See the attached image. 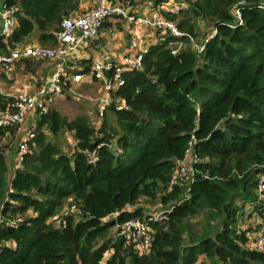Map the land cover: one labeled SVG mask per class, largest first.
Instances as JSON below:
<instances>
[{
	"label": "trees",
	"instance_id": "trees-1",
	"mask_svg": "<svg viewBox=\"0 0 264 264\" xmlns=\"http://www.w3.org/2000/svg\"><path fill=\"white\" fill-rule=\"evenodd\" d=\"M78 1L3 0L16 26L1 37L0 54L22 47L35 29L39 46L55 48ZM183 2L161 10L183 35L157 30L161 40L147 47L139 69L122 72L102 114L69 119L48 107L36 115L19 163L7 154L20 126L0 129V264H197L201 256L212 264H264V251L248 246L264 165V0ZM199 22L216 33L196 54L186 34L202 37ZM39 64L55 67L48 58H21L0 65V79L15 66L35 74ZM10 99L0 91V110ZM188 154L187 177L171 184ZM140 199L157 201L158 216H144ZM204 212L221 228L213 233L207 220L194 229L191 220ZM132 217L153 230L148 249L126 245L116 229L111 235Z\"/></svg>",
	"mask_w": 264,
	"mask_h": 264
},
{
	"label": "built area",
	"instance_id": "built-area-1",
	"mask_svg": "<svg viewBox=\"0 0 264 264\" xmlns=\"http://www.w3.org/2000/svg\"><path fill=\"white\" fill-rule=\"evenodd\" d=\"M2 2L3 0H0V37L6 38L15 28L16 19L14 16L15 10L6 7ZM124 6V4L119 3V0H98L97 5L91 10L69 14L62 20L55 48L24 46L12 50L8 54H0V65L11 64L21 58H48L55 61L56 66L54 72L46 79H43L36 90L31 91L30 87H23L16 94L8 95L11 98L9 103L4 110H0V129L14 124L19 125L21 128L26 114L30 111H36V115L46 112L50 96L78 95L73 91V88L76 86V83L82 82L83 75L86 74L78 71L69 74V53L78 49L82 44L89 43L92 38H95L99 34L100 24L105 19L121 16L123 20H130L147 28L161 30L163 34L168 32L174 36L183 35L175 28L173 23L166 20L161 14V10L175 11L183 7L184 3L181 0H175L171 4L161 3L157 7V11L152 12L150 18L132 15ZM233 15L237 18L238 22L241 21L237 8L233 10ZM215 33L216 31L210 28L209 32L202 38H195L188 34L186 36L193 51L196 54H200L204 51L205 43ZM176 45V48L172 50V54L177 53L180 47H182V42ZM131 46L135 49V52L133 54H126L119 64H113L110 61H104L99 58H94L91 63L89 68L90 76L97 78L102 83L103 96L100 98L97 106L99 114H102L106 105L111 102L110 91L122 84V72L139 69L141 66L142 55L146 52L147 47L142 46L139 37L131 39ZM109 71H113L111 77L107 76ZM34 125L35 122L25 130L19 140L17 145L18 154H15L17 163L21 161L23 155L27 152L28 143L34 137ZM191 163L192 160H190ZM179 167V170L170 181L171 184H175L179 180L182 181L188 175L185 166L179 165ZM252 204L253 207H257V210L262 213L263 223L256 229L254 238H249L248 246L258 251H264V165L260 167V171L255 178L254 202ZM74 210L75 207L72 205L69 211L73 212ZM115 228L117 230L116 236L124 239L126 245L141 244L144 249L150 247L153 230L146 219L132 217L123 222V224L116 225Z\"/></svg>",
	"mask_w": 264,
	"mask_h": 264
},
{
	"label": "crops",
	"instance_id": "crops-1",
	"mask_svg": "<svg viewBox=\"0 0 264 264\" xmlns=\"http://www.w3.org/2000/svg\"><path fill=\"white\" fill-rule=\"evenodd\" d=\"M173 2L174 0H166L162 3L171 4ZM97 3L98 0H79L77 7L74 11L70 12V14L91 10L97 5ZM119 3L124 4V7L130 14L138 17L150 18L152 12H156L158 9L157 6H155V4L153 3V0H119ZM16 9L21 10L19 5L16 6ZM103 22L101 28H99V34L95 38H92L89 43H84L79 46L78 49L69 53V74H72L77 70H79L80 72L81 69L85 68L86 66L90 68L94 58H99L104 61H110L113 64L121 63L123 57L126 54H133L135 52V49L131 46L132 38L139 37V40L144 47H148L151 44H155L159 40H161V37L157 33V30H154L153 28H147L130 20H123L121 16H113L108 18L107 24H103ZM38 33L39 31L35 29L31 34L25 37L22 42V47L39 46V43L37 41ZM53 62L55 63V61ZM83 64L85 66H82ZM55 67L48 66L44 69L41 68V70L38 69L35 74L25 73L22 71V68H12L10 70V73L7 74L9 78L6 80H1L2 84L0 87L3 88H0V91L5 92L8 95H12L10 93L16 94L23 87H30V90H36L41 84V81L43 79H46L50 74L54 72ZM89 71L86 75H83L82 82L76 83L75 85L85 92H97L98 85L102 87V83L97 78L90 76ZM7 81H11L12 83H8ZM102 96L103 93L101 94V97ZM98 104L96 102L94 106H96L97 108ZM26 118L27 121H29L31 118L34 119L36 118V113L35 115L29 113ZM15 150L11 149L8 153L11 161L15 156ZM179 165L191 168L189 154L182 161H179ZM191 174L192 173H190V176ZM202 257L203 256H201L197 264L202 262ZM202 263L212 264V261H210V263Z\"/></svg>",
	"mask_w": 264,
	"mask_h": 264
},
{
	"label": "rangeland",
	"instance_id": "rangeland-1",
	"mask_svg": "<svg viewBox=\"0 0 264 264\" xmlns=\"http://www.w3.org/2000/svg\"><path fill=\"white\" fill-rule=\"evenodd\" d=\"M174 2H175V0H174ZM209 29L210 28L207 25L199 22L198 31L199 32H203L202 37L209 32L208 31ZM58 64H60V63H58ZM15 67L17 69V66H15ZM39 69L41 70V64H39ZM8 78L9 77L0 79V86L2 84L1 80H6ZM7 82L8 83H12L11 81H7ZM5 87H6V85H5ZM0 88L2 89L3 87H0ZM73 91L76 92L78 95L70 96L71 98H69V97L66 98L64 95H61V96H50V102H49V104H47V106L48 107L53 106L54 108H57L58 111L61 114L67 116L69 119L74 118L77 114H80V113H84L87 116L88 115L91 116V114L95 113V110L97 111V108H96V106H94V104L96 102L98 104V102L100 100V97H101V94H102V87L100 85H98L97 92H90V91L85 92L81 88H78V86H74ZM10 94H13V93H10ZM29 113H32V114L35 115L36 111H30V112H28L26 114L25 119L23 121V124L21 125V128L18 127V131H17V135H16V140H15L14 146H16L19 143V140H20L21 136H23L25 130L30 125H32L34 120H35V118L34 119L31 118L29 121H27L26 117L28 116ZM5 141L6 140H4L2 142V144H4ZM70 144H72V140L69 137V138H67V141H66V144H65L64 147L70 146ZM14 150H15V147H14ZM7 156H8V154H7ZM8 158H9V156H8ZM10 161L11 160L9 158V162ZM241 204H242L241 203V198H239L238 200L235 201V205L241 206ZM136 206H141L142 207L143 212H144V216L150 215V214L157 215V213L154 212L156 209H158L157 201H148V200H145V199H140L137 202ZM244 210H243V212H247L248 211L246 209V207L244 208ZM255 215L256 214L254 213L252 217L250 216L251 217L250 222L253 224V228L251 230H254V229L258 228L260 226V224L263 223L262 213L260 212V215H258V214L256 216ZM207 220H209V226L208 227H207ZM247 223H248V220L245 221V223L243 221H237L236 222L237 225H242V224H247ZM190 224L192 225V227L194 229H197L199 231L202 230V228H206L207 227L208 230L212 229L213 233L216 230L221 228V226H218L219 223L215 219H212L210 221L209 213H207V212H204V213L200 214L199 216L193 218L191 220ZM115 229L116 228L112 229L111 235L114 234ZM251 230H249L250 232L248 233V235H249L250 238H254V233L255 232H253ZM200 258L201 257H199V259ZM201 261L202 262H206V263H210V259L206 258V257L205 258L202 257ZM202 262H200L199 264H204Z\"/></svg>",
	"mask_w": 264,
	"mask_h": 264
},
{
	"label": "clouds",
	"instance_id": "clouds-1",
	"mask_svg": "<svg viewBox=\"0 0 264 264\" xmlns=\"http://www.w3.org/2000/svg\"><path fill=\"white\" fill-rule=\"evenodd\" d=\"M181 2H183V0H181ZM183 3H184V2H183ZM184 6H185V5H184ZM176 10H177V9H176ZM176 10H175V11H176ZM208 31H209V30H208ZM200 38H202V37H200ZM0 39H1V38H0Z\"/></svg>",
	"mask_w": 264,
	"mask_h": 264
},
{
	"label": "water",
	"instance_id": "water-1",
	"mask_svg": "<svg viewBox=\"0 0 264 264\" xmlns=\"http://www.w3.org/2000/svg\"><path fill=\"white\" fill-rule=\"evenodd\" d=\"M1 38V37H0Z\"/></svg>",
	"mask_w": 264,
	"mask_h": 264
}]
</instances>
